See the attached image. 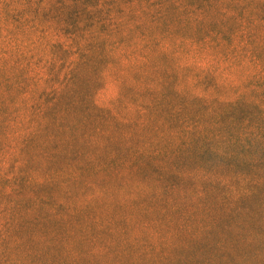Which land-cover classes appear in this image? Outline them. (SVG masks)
<instances>
[{"label": "rangeland", "instance_id": "obj_1", "mask_svg": "<svg viewBox=\"0 0 264 264\" xmlns=\"http://www.w3.org/2000/svg\"><path fill=\"white\" fill-rule=\"evenodd\" d=\"M253 1L132 2L109 51L80 69L54 116L40 92H51L53 77H68L66 54L51 48L64 37L26 25L16 38L0 31V193L23 134L63 120L52 140L41 135L22 153L27 171L49 185L30 195L34 219L26 228L35 238L19 255L35 257L33 264H264L263 187L252 197L238 193L251 189L242 172L262 155L252 149L227 163L218 156L224 137L215 135L242 121L243 130L229 128L244 144L250 133L253 144L262 140L255 126L264 134V22ZM174 86L184 88L181 99ZM201 94L202 103L192 100ZM238 96L255 108L243 101L226 113ZM147 102L157 107L144 111ZM183 102L204 108L193 129L212 138L199 165L184 161L191 122ZM97 107L116 115V130L93 134L91 118L107 120ZM154 145L164 152L162 167L131 170L135 151Z\"/></svg>", "mask_w": 264, "mask_h": 264}, {"label": "trees", "instance_id": "obj_2", "mask_svg": "<svg viewBox=\"0 0 264 264\" xmlns=\"http://www.w3.org/2000/svg\"><path fill=\"white\" fill-rule=\"evenodd\" d=\"M128 1H131L130 3ZM136 0H0V31L7 38L13 36L16 38L17 32L25 25L30 31H36L40 34H47L54 31L55 36L64 37V42L54 40L51 44L53 50L63 49L66 54V59L63 60L64 66L67 69V76L63 79L52 78L51 92L48 90H42L40 92L42 97H45V102L50 106V110L53 111L58 107L57 101L62 94L70 91V87L74 84L75 80L79 77V71L82 67H88L91 65L92 58L96 55L105 54L109 51L105 47L110 43V37L112 34H116L117 31L124 28L125 23L122 22L125 19V8ZM254 6L257 7L259 19L264 22V0H254ZM124 15V16H123ZM123 16V19L122 17ZM41 20H45L48 24L42 26ZM221 42H225V38H221ZM58 47V48H56ZM255 51V50H254ZM254 57L257 55L254 54ZM252 57V56H251ZM253 58V57H252ZM191 65H184V68H189ZM186 71V70H184ZM180 99L183 97L185 90L179 86H174L173 89ZM50 91V90H49ZM147 91H151L148 88ZM47 96L50 98L47 99ZM205 98V97H204ZM202 94L192 98L194 102L202 103ZM183 100V99H182ZM244 99L242 96H238L235 101L225 104L226 113H232L228 108L234 109L237 106H241ZM245 105H249L252 109L255 108L253 102L244 101ZM244 105V106H245ZM182 108L189 110L188 119L191 124L185 130V136L182 137V143H185V150L189 157H184L185 160H191L193 164L199 165L205 161L206 155L210 153L209 142L212 138L207 139L204 134L195 133L193 125H196L197 116L204 111V108L199 107L194 110L188 109L190 107L187 102L181 104ZM224 106V105H223ZM157 107L156 103L147 102L144 105V111H149ZM45 108V110H47ZM100 114H104V118L107 120L98 119L93 116L91 123L96 121L93 125L95 133L94 135L103 134L108 132L112 127L116 130L117 124L116 115H113L107 108H98ZM215 117L221 118V114L214 113ZM101 118V117H100ZM213 118V117H212ZM214 119V118H213ZM215 120V119H214ZM246 120V119H245ZM248 120H251L249 118ZM216 121V120H215ZM27 125L30 122H26ZM234 126L223 125L222 131L219 127L216 132V139L218 136L224 137L221 140V150L218 156L222 160H227V163L233 164V159L243 153L246 154L249 150H255L262 155V158L248 164L249 167L245 168L242 172L244 183L250 190L238 192L241 196L252 197V193L255 192L252 189L255 186H262L264 190V134L262 133L261 125H257L254 131L260 134L259 138H262L260 143L253 144L251 139V133L248 141L250 144H244L243 138L240 140L239 136L231 134L230 127L244 129L247 125L242 121L239 124L234 123ZM30 126V125H29ZM30 130L23 134L22 140L18 149V152H12V158H15L17 162L14 163L12 172H10V178L6 181V189L0 193V196L4 198L5 204L1 206L0 211L3 217L0 222V264H33L35 257H26L21 252L19 255L18 250L22 247L24 241L33 243L35 236L30 228V220H33L34 204L30 195H33L36 190L41 188H47L48 180H35L33 176L27 171V161L23 158V152L30 144L35 142L39 136L43 135L48 140H52L53 133L63 129V120L57 118L56 120L37 123L36 127L30 126ZM55 127V130H52ZM248 129V128H247ZM184 130V128H181ZM245 137V136H244ZM251 140V141H250ZM132 159L128 161L129 168L131 170L137 168L139 164L149 165L151 168L160 169L162 167L161 157L163 151H161L156 145L152 146L150 150H138L135 151ZM242 153V154H241ZM217 156V155H216ZM177 158H179L177 156ZM181 160V156L179 158ZM220 159V163L223 161ZM243 159V158H242ZM196 162V163H194ZM18 164L19 166H16ZM206 162L204 163V165ZM167 165V164H165ZM237 168L238 166H234ZM235 180V177H231ZM264 192V191H263ZM264 197V194H263ZM28 203V207H25V203ZM25 210H24V209ZM2 222L4 223L2 225ZM31 233V235H30ZM29 260V261H27Z\"/></svg>", "mask_w": 264, "mask_h": 264}]
</instances>
